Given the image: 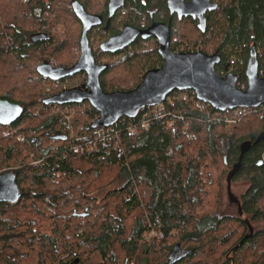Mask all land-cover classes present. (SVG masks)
<instances>
[{"label":"trees","instance_id":"trees-1","mask_svg":"<svg viewBox=\"0 0 264 264\" xmlns=\"http://www.w3.org/2000/svg\"><path fill=\"white\" fill-rule=\"evenodd\" d=\"M72 1L108 16L109 0H0V98L24 107L16 122L0 123V170L16 174L21 192L18 202L0 203V264H88L93 254L100 256L95 264H169L177 244L172 264H264V141L244 155L232 179L246 190L224 202L241 144L264 131V105L218 111L198 106L193 90H176L168 96L172 102H164L166 113L148 117V126L140 114L99 135L102 127L90 126L99 112L89 102L44 104L52 95L44 96L50 79L34 70L45 60L73 65L82 23ZM214 1L203 27L191 16L172 18L173 36L180 37L173 49L219 52L217 72L224 75L228 64L247 86L253 44L264 72V0ZM124 10L89 38L95 33L105 41L145 17L171 18L167 0H127ZM190 23L189 35L184 27ZM32 24L48 39L34 43ZM59 26L71 41L54 44L52 28ZM149 43L139 39L119 52H102L116 58L101 75L105 91L131 90L161 65L157 42ZM91 140L93 150L75 151ZM151 230L163 237L142 241Z\"/></svg>","mask_w":264,"mask_h":264},{"label":"water","instance_id":"water-1","mask_svg":"<svg viewBox=\"0 0 264 264\" xmlns=\"http://www.w3.org/2000/svg\"><path fill=\"white\" fill-rule=\"evenodd\" d=\"M126 0H109L108 19L106 25L115 14L125 5ZM171 16L178 14L179 19L204 14L210 4L206 0H168ZM72 7L82 23L80 36V56L70 67L53 66L49 60L37 66V72L50 80L58 81L80 73H86L87 79L79 86L65 88L43 101L44 104H81L89 102L99 116L91 123L93 129L108 128L117 124L122 118H136L140 111L148 106L164 103L174 91L193 90L198 100L211 105L215 110L225 111L236 108H259L264 105V76L260 72L259 55L255 44L251 46L247 60L245 75L246 88L238 86L239 75L229 70L225 65V74L220 75L216 66L222 62L219 52L208 54L202 50L176 52L171 47L172 21L153 22L145 29L126 25L119 33L110 36L100 44L105 53H115L129 47L138 38L143 40L154 38L158 43V52L162 58L159 67L147 70L141 82L131 90H115L107 92L101 85V75L109 67L108 63H98L90 44L89 32L103 26L105 18L102 14L88 13L78 1H72ZM214 6H212L213 8ZM201 17V16H199ZM32 41L37 43L48 39L45 32L32 34ZM24 113L21 104L0 98V123L11 125ZM51 135V131L48 132ZM54 139H63L56 132L51 135ZM264 141V131L254 143L247 140L241 144V155L227 176L229 196L237 201L231 193V183L236 171L241 168L244 155L256 145ZM21 197L16 174L12 170L0 173V203H16ZM241 211V208H240ZM177 244L172 253V264L177 259Z\"/></svg>","mask_w":264,"mask_h":264},{"label":"rangeland","instance_id":"rangeland-1","mask_svg":"<svg viewBox=\"0 0 264 264\" xmlns=\"http://www.w3.org/2000/svg\"><path fill=\"white\" fill-rule=\"evenodd\" d=\"M70 7H71V5H70ZM125 12H126V10H123L121 12V16L124 15ZM186 25L187 26H185L184 28L186 30V33L190 35L191 32L194 31V25H192L191 23L190 24H186ZM29 27L35 33H37L38 31L41 30L40 29V26L39 25H36V24H32ZM45 28H43L44 31H45ZM176 29L178 30V32L181 31V27L180 26L177 27ZM178 32H176V33H178ZM51 35L53 37V40L55 41L54 44H56L59 41H62V42L63 41H71V39H72V37L70 35H68V32H67L66 28L65 27H62V26L52 28ZM175 37L176 38L178 37L177 40L180 38L179 36H175ZM79 40H80V37L79 38H76V42H78V44H80ZM102 42L103 41H101L100 38L95 33H93V34L90 35V44H91V46L93 48L95 57L96 58H99V62H101V63L102 62H110V61L115 60L116 59L115 57H107V55L106 56L103 55L104 53H102V51L100 49V44ZM149 45H151V47H154V41H151V43H149ZM200 47L201 46H196V47L194 46V49L200 50ZM186 48H187L186 46L182 45V47L179 48V50H185ZM72 51H73L72 52V56L75 57V61H74V63H75L79 59V56H80V53H81L80 52V45L79 46L74 45L72 47ZM209 54H213V53H209ZM258 55H259V53H258ZM234 60H235V58H234ZM49 61H50V63L53 66H58L59 65V64H56L55 62H53V60H49ZM34 70H37V67H35ZM261 73L264 76V72L262 71ZM143 74L141 75V79H142ZM86 79H87V74L86 73H80L77 76L75 75L73 77L65 78V79L58 80V81H51V80L50 81L49 80L46 81V80H44V83H46V84H44L45 87H46L45 95L44 96H47V95L50 96L51 94L54 95L56 93L61 92L65 88H71V87L79 86L80 84L84 83L86 81ZM118 90H121V89H118ZM69 118L72 119V113H71V116ZM5 170H7V169L0 170V173L2 171H5ZM225 183H226L225 185H227V182H225ZM117 185H119V184L116 183V184L112 185L111 187H108L106 189H103V190L95 193V196L100 199V198H102L105 195V193H106V191L108 189L113 188L114 186H117ZM246 188H247V186L244 185V184L231 183V193L235 197L236 196H240L242 194V192H244L246 190ZM228 195H229V192H228V188L226 186L225 187V190H224V202L225 203H228V201H229ZM145 234H147V233H145ZM145 234L143 235V238H142L143 240L142 241H146V240L151 239V238L147 239L145 237L146 236ZM98 261H100V256L98 254H93L91 256V258L88 259V264H95ZM142 264H146V263L145 262H142Z\"/></svg>","mask_w":264,"mask_h":264},{"label":"built area","instance_id":"built-area-1","mask_svg":"<svg viewBox=\"0 0 264 264\" xmlns=\"http://www.w3.org/2000/svg\"><path fill=\"white\" fill-rule=\"evenodd\" d=\"M182 51L187 52V51H192V50H190V48L187 47L185 50H182ZM238 86L240 88H243V89L246 88V86L244 84H240L239 82H238ZM193 93L196 94L195 92H193ZM167 100L172 102L171 98H169V97L167 98ZM201 104H204V102L198 101L197 105L201 106ZM166 111H167V109H166V106L164 103L157 104L154 106H148V107L142 109L140 111L139 115L141 114V122H142L143 126H148V122H149V119H147L148 117L155 115V114H160V115L165 114ZM67 120L70 121L69 116H67ZM104 129H106V128L102 127L101 130L98 131V134L99 135L104 134ZM135 130H136V127H130L129 128V132L131 134H134ZM95 147H96V141L91 140V141L87 142L84 146H81V145L76 146V147H74V149H75V151L84 152L86 150H93ZM145 235H146L145 237L147 239L154 238V237L161 239L163 237L162 232H157L155 230H151V231L147 232V234H145Z\"/></svg>","mask_w":264,"mask_h":264},{"label":"flooded vegetation","instance_id":"flooded-vegetation-1","mask_svg":"<svg viewBox=\"0 0 264 264\" xmlns=\"http://www.w3.org/2000/svg\"><path fill=\"white\" fill-rule=\"evenodd\" d=\"M127 1V0H126ZM186 1H189V0H186ZM167 2H168V0H167ZM206 3H208V4H210L209 5V7H207V10L205 11V13L204 14H201V15H198V16H196V18H193V19H195V20H197V24H198V26H200V27H203L204 25H205V23H206V20H205V16L209 13V12H212L215 8H216V3H215V1L214 0H206ZM125 4H126V2H125ZM212 6H214L213 8H212ZM124 7H125V5L115 14V16H114V18L112 19V20H114V19H116L119 15H121V12L124 10ZM170 12V11H169ZM170 16H171V14H170ZM199 16H201V17H199ZM172 18H177L178 20H180L179 19V17H178V14L176 13V14H174V15H172L171 16V21H172ZM184 18V17H183ZM107 19H108V16L107 17H105V23H104V25L103 26H101V27H105L106 26V22H107ZM169 19V20H170ZM159 21H162V22H166V23H168L169 21H164V20H159ZM153 22H156L155 20H149V18L148 17H145L144 18V20L141 22V24L140 25H133V24H124L121 28H120V30L117 32V33H119L126 25H130V26H133V27H140V28H142V29H145V28H147L148 26H150ZM95 28H97V27H95ZM95 28H93V29H95ZM92 29V30H93ZM173 31H174V29H173V25H172V33H171V47H172V49H173V47H174V45H175V42H174V40L175 39H177L175 36H173ZM116 33V34H117ZM115 35V34H114ZM139 39H141V38H138L137 39V41L139 40ZM143 40V39H142ZM147 40H151V41H155L156 42V40L154 39V38H151V39H147ZM136 42V41H135ZM134 42V43H135ZM133 44V43H132ZM131 44V45H132ZM158 44V43H157ZM130 45V46H131ZM158 47H159V45L157 46V50H158ZM128 48V47H127ZM126 49V48H125ZM124 50V49H123ZM174 50V49H173ZM121 51V50H120ZM175 51V50H174ZM94 52V51H93ZM119 52V51H118ZM176 52H178V51H176ZM105 53V52H104ZM98 63H101V62H98ZM103 64L104 63H107V62H102Z\"/></svg>","mask_w":264,"mask_h":264},{"label":"bare ground","instance_id":"bare-ground-1","mask_svg":"<svg viewBox=\"0 0 264 264\" xmlns=\"http://www.w3.org/2000/svg\"><path fill=\"white\" fill-rule=\"evenodd\" d=\"M73 8V7H72ZM231 71V70H230ZM73 77V76H72ZM52 81H54V80H52ZM72 88V87H71ZM168 98V97H167Z\"/></svg>","mask_w":264,"mask_h":264}]
</instances>
